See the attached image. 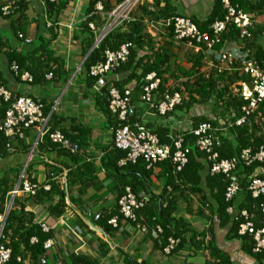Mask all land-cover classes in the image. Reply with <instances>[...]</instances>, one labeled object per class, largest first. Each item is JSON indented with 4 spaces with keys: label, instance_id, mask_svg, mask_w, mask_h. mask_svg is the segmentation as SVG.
<instances>
[{
    "label": "crops",
    "instance_id": "1",
    "mask_svg": "<svg viewBox=\"0 0 264 264\" xmlns=\"http://www.w3.org/2000/svg\"><path fill=\"white\" fill-rule=\"evenodd\" d=\"M18 1L0 0V10L5 4ZM212 1L124 0L118 4L117 0H98L102 8L111 11L120 5L126 8L127 20L118 19L112 26L113 21L107 17L109 13L98 12L94 23H89L94 28L89 31L94 43L86 54L83 48L88 31L84 32L81 25L87 20L90 0H54L52 12H48L46 0H26L20 8H14L11 16L0 15V85L14 97H29L40 103L47 113L49 126L80 148L78 153L69 154L46 138L38 139L36 130L29 128L21 139L7 140L4 152L0 153V194L5 192L0 208L3 212L22 210L28 217L32 216L33 223L41 224L43 232L50 234L51 245L46 249L42 264H264V257L250 253V239L234 235L230 224H221L217 214L212 212L214 201L203 183L200 192L191 191V186L184 183L172 190L176 210L171 215V227H176V238L180 242L169 255L162 252L166 243L163 235L156 238L139 233L124 221L117 220V227L108 224L116 217L118 196L130 177L114 168L118 156L112 141L114 120L105 114L106 100L102 98V91L88 86L82 65L97 47L96 41L102 33L135 21L144 38L138 56L148 58L153 53H163L167 59L160 68L161 83L153 103L157 104L165 92L176 90L183 91V100L172 112L160 115L141 101L133 81L124 87L131 93L129 116H133V123L158 133L165 140L161 144L169 145L176 137L189 134L199 119H218L219 116L215 110L207 111L204 107L207 104H201L197 96L190 106L189 90L194 78L182 73L198 70L194 65L202 54L176 41L172 32L164 28L163 21L174 15L202 20L210 11ZM254 17L257 22V33L252 39L254 46L238 38L226 41V47L232 51L242 45L252 51L259 49L264 58V46L260 42L264 39L261 25L264 12ZM103 21L107 23L101 27ZM17 33L30 43H23ZM12 54L17 56L22 72L31 77V82L13 74L10 65L14 61L9 60ZM200 59L202 67V57ZM30 71L36 78H32ZM40 74L44 78H40ZM122 76L115 73L110 78L119 83ZM219 129L225 137L227 129L223 126ZM260 174L261 170L257 169L253 175ZM163 175L154 167L140 191L145 201L156 200L157 209L166 181ZM24 180L39 187L34 196L12 194ZM45 186L47 190L43 189ZM235 198L234 207L238 209L244 201L241 190ZM96 229L104 231L106 236Z\"/></svg>",
    "mask_w": 264,
    "mask_h": 264
},
{
    "label": "built area",
    "instance_id": "2",
    "mask_svg": "<svg viewBox=\"0 0 264 264\" xmlns=\"http://www.w3.org/2000/svg\"><path fill=\"white\" fill-rule=\"evenodd\" d=\"M49 1L53 2L54 0ZM12 4L11 2L7 3L1 8L2 16L9 14ZM222 5L225 10L223 18L212 23L205 31L200 30L190 18L183 16H173L166 19L163 21V26L172 32L176 41L183 42L194 52L202 54L203 65L198 71L200 76L209 79L211 76L216 78L225 73L230 75L236 73L241 78L231 85L229 90L232 97L237 98L241 102V116L235 120L234 125L242 126L249 123L252 115L258 112L260 106L264 107V63L260 65L255 60L253 52L244 45L235 51L227 49V42L223 40L224 34L234 28L238 31V38L241 41H245L251 38V31L255 30L257 22L254 16L243 12L237 6L231 5L229 0H222ZM95 7L96 11H102L100 2H97ZM125 9L121 5L118 6L108 14V19L112 20L113 23L118 19L127 20ZM46 25L50 26L48 23ZM261 25L264 27V20ZM89 29H94L92 24H89ZM106 33H102L98 37L96 45ZM17 37L25 44L30 43V40L21 33H17ZM216 46H220V48L216 50ZM132 47V44L127 42L122 44L116 51L104 50L102 61L91 65L88 70V75L94 78L96 83L103 78L106 79L101 91L105 90L108 110L116 122L111 127L113 147L125 153V156L119 160L118 165L135 164L141 160L148 169L156 163L170 158L174 170L180 171L187 162L188 153V150L182 146L183 140L180 137H176L172 140L171 145H163L159 142L157 136L144 126L137 123L131 124L128 119L132 108L130 90L124 88L123 91H120L110 78L111 75L117 72L121 64L126 62ZM10 69L21 80L31 82V77L27 73H19V68L14 62L11 63ZM48 76L50 77L51 74H48ZM160 83V78L154 72L147 74L142 79L140 99L150 108L155 109L158 114L165 115L172 112L175 107L182 103L183 91H167L163 94L162 99L157 104H154V94L158 90ZM0 100L6 104L4 114L0 116V133L6 138L16 137L21 139L25 130L33 128L37 132L38 139L41 140L47 136L49 141L56 145L58 149L65 150L72 155L80 151L79 146L70 142L60 131L50 130L48 119L43 114V106L40 103L33 101L29 97H14L2 85H0ZM257 116H260V114ZM231 117H233V114H231ZM190 134L195 137V146L198 150L206 155L210 174L229 176L240 161L246 165L255 160L264 162L263 146L252 156L250 149H245L239 157L228 160L220 159L217 149L220 148L224 136H222L219 127H213L208 122L199 123L190 131ZM43 189L47 190L48 187L45 186ZM37 190H39L37 185L24 180L20 188L15 189L12 194L22 193L34 196ZM238 190L239 184L232 177V181L225 191V200L227 202L231 201ZM248 191L254 198L264 195V180L252 177L248 184ZM143 205V201L138 200L132 190L126 187L117 204L118 216L122 217L124 221L132 223L135 230L139 233L150 234L157 238L162 232L161 227L158 225L150 226L144 220L138 219L136 215L137 211L143 208ZM8 210L0 213V239L2 238V229ZM228 211L231 212V208H228ZM260 211L264 219V204L261 205ZM240 214L242 217L247 218L245 211ZM118 216L111 218L108 224L112 227H117ZM245 232L253 236V253H259L264 249L263 228L254 229L250 222H246L239 226V233L244 234ZM31 241L35 242V239ZM178 244V239L168 237L162 252L169 255ZM50 245L51 241L48 240L44 243V248L47 249ZM9 254L10 250L0 243V264L8 261Z\"/></svg>",
    "mask_w": 264,
    "mask_h": 264
},
{
    "label": "trees",
    "instance_id": "3",
    "mask_svg": "<svg viewBox=\"0 0 264 264\" xmlns=\"http://www.w3.org/2000/svg\"><path fill=\"white\" fill-rule=\"evenodd\" d=\"M25 1L26 0H19L18 3H13L7 16H2L0 10V15L2 17L11 16L16 10H14V8H20V6L25 4ZM122 1L124 0H117L118 4ZM97 2L98 0H90L86 13L87 20L81 25V28L85 30L84 32L88 31V33L86 32L87 38L83 48V54H86L94 43V36L89 33L90 29L88 24L94 23L95 19L98 17V11L95 9ZM229 2L231 5L237 6L243 12L252 16H260L264 12V0H229ZM53 4L54 2L52 3L49 0H46V8L48 12L53 11ZM56 12H58V9ZM101 12L111 13V10L103 7ZM224 14L225 10L222 5V0H213L210 11L204 19L200 20L191 18V20L197 27H199L200 30L205 31L212 23L221 20ZM106 23L107 22L103 21L101 27L105 26ZM123 28L125 29L124 31H122ZM262 29L264 30L263 26ZM256 33L257 32L255 30L251 31V38L245 40L248 46H254V44H252V39L255 38ZM143 39L144 38L141 37V28L135 21L128 22L126 24L122 23L120 26H116L107 32L103 39L98 43L97 47L94 48L87 56L82 65L83 70L86 73L88 86L93 87L96 84V80L88 75L89 67L102 61L104 50L109 49L111 51H116L122 44L129 42L133 47L129 51L126 62L121 64L116 72L118 74H123V76L121 77L119 83H115V86L120 91H123L126 85L134 81L136 82L135 89L142 94V79L151 72H155V74L159 76L160 68L167 62L166 55H163V53H153L152 56H149L148 58L139 57L138 52L142 49ZM236 39H238V31L234 28L223 35V40L225 41H232ZM219 48L220 46L215 47L216 50ZM252 52L255 60L262 65L264 63L262 52L259 49ZM201 57L202 56L196 59L194 65V67H197L198 70L202 64L200 59ZM9 60L10 62L14 61L19 68V73L22 74V64L18 62L17 56L12 54L9 57ZM198 70H192L189 73H182L183 76H190L194 78L193 87L189 90V98L191 100L190 106L196 102L194 96H197L200 98L199 102L201 104H207L212 101L214 106L213 111L215 107H219L222 111L218 112L219 120H221V122H219L217 118L208 119L204 117L199 119L195 126L202 122H208L213 127L220 128L223 126L227 129V135L222 138L221 146L217 149L220 159L228 160L239 157L241 152L245 149H250L251 156L254 155L261 146L264 147V121H262L264 119V107H259L258 112L252 115L249 123L242 126H235V120L241 116V102L237 98L226 94L228 86L241 78L234 73L233 75L222 74L216 78L211 76L209 79H205L198 74ZM137 71H140V74H137ZM30 72L32 73V78H36V74L32 71ZM40 78H44V75L40 74ZM102 95V98L106 100L105 114L113 118V127L116 122L115 118L108 110V101L104 89L102 91ZM5 108L6 104L0 100V116L4 114ZM214 113L216 112L214 111ZM43 114L46 116L47 113L43 112ZM231 114H233V117H231ZM258 114H260V116H257ZM128 119H131V124H133V116L128 115ZM255 120L260 121V123H255ZM50 130L54 131L52 128ZM155 135L160 143L165 142V140L158 133ZM179 137L183 140V148L188 150L187 162L180 171L174 170L170 158L164 159L148 169L141 160L137 161L135 164L119 166L118 162L125 156V153L114 148L118 154L114 162L115 170L118 172L121 171L125 174V176L130 177V180L124 182L122 185L121 192L117 199V204L120 197L124 194L125 188L129 187L136 198L138 200H142L144 203L143 208L136 213L138 219L144 220L150 226H160L162 232L159 236L163 235L165 241L168 237L177 239L175 232L176 227L173 229L171 227V215L176 210V201L172 190L174 191V189H179L182 183H184L185 185L189 184L191 186V191L200 192L202 191L201 184L203 183L208 189L211 199L214 201L212 212L217 214L221 224H230V230L234 235L250 239V253L257 257H264V249H262L259 253H253L254 240L252 234H249L248 232H245L244 234L239 233L240 224L246 222H250L254 229H264V219L260 211L261 205L264 204V195L254 198L248 191V184L252 177H258L264 180V162L255 160L249 165H246L244 162L240 161L233 173L229 176L224 174H210L209 163L206 160V155L199 151L195 146V137L190 133L183 134ZM44 138L52 144L47 136ZM7 140L9 139L0 133V147L2 146V148H0V153L4 152ZM168 144L171 145L172 140ZM52 145L57 147L54 144ZM115 166H118V168ZM154 167L159 168L163 172V176L166 179L161 195L159 196L160 208L158 209L155 199L145 201L140 196V191L143 189L144 184L148 182ZM257 169L261 170V174L253 175ZM232 177L237 180L239 190H241L244 194V201L238 209H235L234 207L236 200L235 197V199L233 198L229 202L225 200V191L232 181ZM4 196L5 192L1 193L0 199L3 200ZM61 203H63V201ZM228 208H231V212L228 211ZM242 211L247 213V218L241 216L240 213ZM0 213H4L1 208ZM115 216H118V209ZM117 219L119 221H124L120 216H118ZM32 220V216L29 215L28 217V215L22 210L19 212H15L12 209L8 211L2 229V238L0 239V243L10 250L8 261L4 264H24L25 261H28L29 264H42L41 261L45 259L46 254L44 243L50 238V234L43 232L41 224L33 223ZM124 222L129 223L134 227V225L128 221ZM32 239H35V242H32Z\"/></svg>",
    "mask_w": 264,
    "mask_h": 264
},
{
    "label": "rangeland",
    "instance_id": "4",
    "mask_svg": "<svg viewBox=\"0 0 264 264\" xmlns=\"http://www.w3.org/2000/svg\"><path fill=\"white\" fill-rule=\"evenodd\" d=\"M207 3H208V2H207ZM253 16H254V15H253ZM204 17H205V16H204ZM203 19H204V18H203ZM111 21H112V20H111ZM115 24H116V22H114V23L112 24V26L115 25ZM260 42L263 43V46H264V39L261 40ZM226 95H228V96H232L230 90L227 91V94H226ZM204 107H206V110H207V111H210L211 109L213 110V107H214V106H213V102L211 101V102L207 103V105H205ZM214 110H215V112H216L217 115H218V112H219V111H222L219 107H215ZM206 113H207V112H206ZM218 119H219V118H218ZM220 122H221V121H220ZM254 122H255V123H258V122H259V123H260V121H258V120H255Z\"/></svg>",
    "mask_w": 264,
    "mask_h": 264
},
{
    "label": "water",
    "instance_id": "5",
    "mask_svg": "<svg viewBox=\"0 0 264 264\" xmlns=\"http://www.w3.org/2000/svg\"><path fill=\"white\" fill-rule=\"evenodd\" d=\"M96 44H97V41H96ZM105 82H106V79H105V78L99 80V81L96 83V85H95L96 89H98V90H102V88H103L104 85H105ZM130 112H131V110H130ZM68 203H69V201H68ZM69 205H70V204H69ZM70 207L73 208L71 205H70ZM73 209H74V208H73ZM74 210H75V209H74ZM78 213H79V211H78ZM96 231H99V232L101 233V235L106 236V234L104 233V231H102V230H100V229H96Z\"/></svg>",
    "mask_w": 264,
    "mask_h": 264
}]
</instances>
